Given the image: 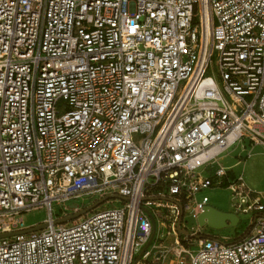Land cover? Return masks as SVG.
<instances>
[{
	"label": "built area",
	"instance_id": "2783aa9c",
	"mask_svg": "<svg viewBox=\"0 0 264 264\" xmlns=\"http://www.w3.org/2000/svg\"><path fill=\"white\" fill-rule=\"evenodd\" d=\"M234 143L264 148V0H0V233L47 224L0 238V264H144L155 230L159 264H264ZM224 179L232 241L197 223ZM108 194L127 200L53 224Z\"/></svg>",
	"mask_w": 264,
	"mask_h": 264
},
{
	"label": "rangeland",
	"instance_id": "374dc122",
	"mask_svg": "<svg viewBox=\"0 0 264 264\" xmlns=\"http://www.w3.org/2000/svg\"><path fill=\"white\" fill-rule=\"evenodd\" d=\"M63 104V101L59 100V110L63 109ZM218 159L224 167L231 169L234 174H241L245 184L252 191L256 192V198L259 199V203L264 205V148L262 146L255 145L250 150L248 147L242 150L234 143L227 149L222 151L219 154ZM212 170L213 168L207 167L204 172L210 175L212 173ZM257 193H259V195ZM203 196H206L208 198V205H211L222 211L232 210L234 200L231 191L227 187L214 185L207 188L203 192L198 193L197 199L200 200ZM90 201L91 196H81L73 201H70L67 205L74 203L79 204L80 207H86L89 206ZM121 205V201L114 198L102 203L97 208L113 206L118 207ZM57 212L58 208L53 205V213ZM259 213L262 214L264 213V211H260ZM22 217L25 223V227H31L40 222H43L44 218L46 217V211L44 209H33L29 212L24 213ZM240 219L241 221L235 227L216 230L204 226L202 227V230L212 235L226 237L228 241H232L235 240L236 235L240 233L236 230L242 231V229L244 228L243 223H246L248 221V217L246 215H240ZM186 220H188L189 224L192 223L189 219ZM163 231L164 230L162 229L160 233H164ZM160 238L161 234H158V230H155L154 235L147 247V250H150V254L147 256L144 264H159V261L155 259L157 254L156 246L158 245ZM169 241V238L164 239V243H168ZM137 256L138 254L135 257L137 258Z\"/></svg>",
	"mask_w": 264,
	"mask_h": 264
},
{
	"label": "water",
	"instance_id": "95a60500",
	"mask_svg": "<svg viewBox=\"0 0 264 264\" xmlns=\"http://www.w3.org/2000/svg\"><path fill=\"white\" fill-rule=\"evenodd\" d=\"M109 198H121L124 201L127 200L126 197H119V195H117V194H108V195H105L104 197L98 199L97 201H95L91 205H89V206H87V207H85V208H83L77 212L70 213L64 217H61V218L54 220L53 224H58V223L70 221V220H72V219H74V218H76L82 214H85V213L91 211L94 208H97L99 205L104 203ZM69 207H70V209H73L76 207V205L73 203V204H70ZM181 213H182V211L180 212V215H181ZM179 220H180V218H179ZM179 222L180 221H178V223H177L178 232L184 236H188L189 232L185 229H181L179 227ZM239 222H240L239 216L236 213H234L233 211H222V210H219V209H217L211 205H208V204L203 207L202 211L200 212V214L197 217V223H198L199 227L207 226L208 228L216 229V230L229 228V227H235L239 224ZM45 226H47L46 223H39L35 226H31V227H28V228L23 229V230L7 232V233H0V238L6 237V236H11V235H14L17 233H28V232H32V231H36V230H41ZM152 237H153V232H152L151 238L142 247L137 258H139L144 253V251L147 249ZM195 237L198 238V237H200V235H196Z\"/></svg>",
	"mask_w": 264,
	"mask_h": 264
},
{
	"label": "flooded vegetation",
	"instance_id": "af4514ba",
	"mask_svg": "<svg viewBox=\"0 0 264 264\" xmlns=\"http://www.w3.org/2000/svg\"><path fill=\"white\" fill-rule=\"evenodd\" d=\"M236 231H238V232H240L241 234H244L245 232H243V231H239V230H236ZM212 234H209V233H207V232H204V236L205 237H210Z\"/></svg>",
	"mask_w": 264,
	"mask_h": 264
},
{
	"label": "trees",
	"instance_id": "16d2710c",
	"mask_svg": "<svg viewBox=\"0 0 264 264\" xmlns=\"http://www.w3.org/2000/svg\"><path fill=\"white\" fill-rule=\"evenodd\" d=\"M227 185H228V182L224 179L220 186L227 187Z\"/></svg>",
	"mask_w": 264,
	"mask_h": 264
}]
</instances>
